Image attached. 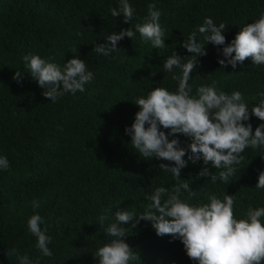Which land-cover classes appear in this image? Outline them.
Wrapping results in <instances>:
<instances>
[{
    "label": "trees",
    "instance_id": "16d2710c",
    "mask_svg": "<svg viewBox=\"0 0 264 264\" xmlns=\"http://www.w3.org/2000/svg\"><path fill=\"white\" fill-rule=\"evenodd\" d=\"M133 20L113 17L110 8L120 0H0V156L10 167L0 170V264H19L7 250L15 247L28 255L33 264H97L95 251L110 242L106 228L115 222V212H143L147 196L158 187L172 189L178 181L160 168L156 158L146 160L125 133L135 119L138 97H146L152 88L175 92L178 82L164 72L163 62L175 51L189 56L182 42L193 31L197 41L206 43L198 27L206 17L219 26L226 25V44L246 24L264 13V0H129ZM156 4L165 31L162 49L144 43L139 33L117 43L118 51L98 55L93 47L103 44L108 35L143 23L148 5ZM225 45L205 44L207 55L199 57L189 84L191 95L201 85L216 83L218 91H239L251 108L264 92V65L254 66L250 59L235 69L218 63ZM73 49L77 52L73 53ZM39 55L63 68L77 55L93 73L84 92L66 94L56 102L44 97L43 89L27 74L22 83L13 79L16 70L27 73L23 57ZM177 75L179 69H173ZM62 87V86H61ZM253 133L264 121L254 115ZM166 133L167 129H161ZM181 147L190 140L176 134ZM245 157L229 184L215 183L209 177L198 178L202 160L181 169L197 196L190 204L207 203L209 195L223 200L234 196V214L243 218L249 207H264V189H256L264 171V147L246 148ZM187 159V155L185 156ZM218 175L220 169L209 166ZM166 198V197H164ZM187 193H181L186 199ZM38 201L39 208L32 202ZM39 214L52 237V257H43L36 248V238L28 231L27 221ZM109 219L100 227L98 217ZM264 223V217L261 218ZM129 228L125 242L139 254L130 264H195L186 255L179 239L157 236L150 221L141 220ZM42 229L44 225H41Z\"/></svg>",
    "mask_w": 264,
    "mask_h": 264
},
{
    "label": "clouds",
    "instance_id": "9594fccd",
    "mask_svg": "<svg viewBox=\"0 0 264 264\" xmlns=\"http://www.w3.org/2000/svg\"><path fill=\"white\" fill-rule=\"evenodd\" d=\"M109 11L113 17L122 16L125 24L133 20L135 12L129 0H120L119 7ZM160 17L156 4L151 3L147 17L143 23L135 24V31L130 26L119 33L113 32L105 43L95 45L92 51L109 56L119 50V41L125 37L134 39L137 32L144 43L150 42L152 48L162 49L166 45ZM225 29L224 23L217 26L212 18L206 17L198 27L206 43H199L197 32L193 31L181 44L191 55L182 57L174 51L163 62L164 72L172 73V79L178 82L177 90L170 92L156 87L146 97L136 99L134 104L139 111L132 125L125 128V133L131 136V144L144 159L171 162L160 163L159 168L171 173L178 183L170 191L165 187L156 188L146 197L149 203L143 212L116 211L115 222L109 224L105 233L112 239L93 254L97 264H130L139 260V254L123 239L130 231L123 225L136 227L141 220L150 221L157 236L179 239L186 255L195 264H264V223L261 221L264 207H249L244 217L237 219L234 196L225 195L221 200L216 195H209L207 203L190 204L188 201L197 193L187 180L180 178L181 169L189 162L196 164L202 160L198 178L209 177L213 183L220 180L229 184L237 170L235 166L245 159L241 155L244 150L264 147V123L257 126L254 133L252 125L244 123L252 115L264 121V92L259 94L261 99L251 108V113L241 92L228 94L218 91L215 82L210 86H199L196 95H191L189 80L199 64L198 58L207 55L204 47L207 43L225 45L221 53L224 59L218 60L221 68L231 65L235 69L246 59H250L254 66L264 65V13L253 23L243 26L228 44L223 34ZM75 52L77 49H73ZM23 61L27 73L16 70L13 79L22 83V75L27 74L51 102L66 94L74 96L77 92H84L85 85L93 80V73L77 55L64 63L63 68L39 55H25ZM174 68L180 70L179 75L173 72ZM161 129L169 131L166 133ZM176 134L190 140L187 147H181L178 138L169 139ZM209 166L220 169L218 175L210 171ZM9 167L7 157L0 156V170L7 171ZM255 188L264 189V171L259 173ZM182 191L187 193L186 199H181ZM32 206L35 209L40 204L33 201ZM108 219L107 214H101L98 217L100 227ZM27 227L36 238V248L41 255L52 257L53 252L49 248L52 237L47 234L48 225L44 217L33 214L27 221ZM6 254L15 256L19 264H33L28 255L21 256L15 247L8 249Z\"/></svg>",
    "mask_w": 264,
    "mask_h": 264
}]
</instances>
